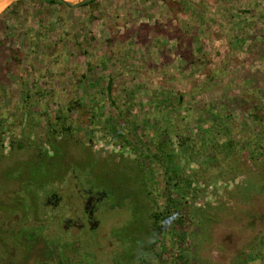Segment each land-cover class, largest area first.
Instances as JSON below:
<instances>
[{"label": "rangeland", "instance_id": "rangeland-1", "mask_svg": "<svg viewBox=\"0 0 264 264\" xmlns=\"http://www.w3.org/2000/svg\"><path fill=\"white\" fill-rule=\"evenodd\" d=\"M65 1L0 4V264H264V0Z\"/></svg>", "mask_w": 264, "mask_h": 264}, {"label": "trees", "instance_id": "trees-1", "mask_svg": "<svg viewBox=\"0 0 264 264\" xmlns=\"http://www.w3.org/2000/svg\"><path fill=\"white\" fill-rule=\"evenodd\" d=\"M92 1H94V0H89L86 3H84V4H87V3L92 2ZM45 2L48 3V4H54V3L61 4V5L62 4H64V5L68 4L67 2H65L63 0H47ZM107 88L109 90V86ZM252 108H253V110L250 113L251 114L252 113L254 114L255 113L256 106L253 105ZM209 111H210V115L213 116L215 119L218 117V119L220 120V118L223 117V119H225V120H228V121L230 120V115L228 113H226V112L225 113H220L217 110L214 111L213 109H210ZM253 118H254V116H253ZM170 123H172V121ZM172 125H174V126H172ZM172 125L171 126H172L173 129L174 128L175 129H178V127L175 126V123L172 124ZM168 129H166V128L162 129L161 132H160V134H164L165 132H168ZM214 130H215V128H213V127H211L210 129H208L207 130V133H204V135L202 136L201 141H200V145H199L201 152H204V153H205L206 147H207V145L209 143L211 144L212 147L217 148L218 151L221 152L220 157L216 159V163L219 164V166H218L219 169L217 170V173L218 174H215V175L213 174V177H215V176H222L223 173H227L228 170H227V167L225 166V164L227 163V161L229 159H231L232 157H236L239 154V152H238V150L236 148V145H235L236 143H235L234 140H232L230 138H226L224 140L223 139H219V137H216V135H215L216 132L214 133ZM258 144H259V142H258ZM260 146H262V145H260ZM260 146L256 145V151H253V152L249 153L248 156H251L253 159H260L261 158V152H262V150L259 149ZM160 153L162 154L161 156L160 155L157 156L156 153H155L154 154V157L160 159L159 163H161L164 166V168H165V175H166V183H167V185H166V188H165L164 193H165L166 197L169 199V201L174 204V206L177 203L179 205H181V200L184 199L185 192L179 186H178V188H176L177 197L174 198V199H170L169 197H171V195L173 194L171 192L172 191V188H175V186H177V185H175L176 182H174V181H177V178H184L185 179L184 181L186 182V185H189V182H188L189 179H187L188 177L186 176V173L185 174L183 173V171H182L183 169L180 170L179 167H178V170L176 169V171H174L175 170L174 169L173 171H171V161L169 159L167 160V156H170V155H169L168 152H166L165 148H163L160 151ZM262 155H263V153H262ZM163 157H164V159H163ZM165 157H166V159H165ZM262 158H264V157H262ZM218 159H220V160L218 161ZM166 161L167 162L169 161L170 163H167ZM137 162H140V160H138V161L136 160L134 162V164H137ZM262 163H264V162H262ZM132 167H134V165H132ZM130 168H131V165H130ZM141 169L143 170V167ZM145 175L147 177H149V176L152 175V172H147V173H145ZM193 176H195V173L194 172H193ZM174 200L177 201V203H174L173 202ZM169 209L170 208L166 206V208H164L163 211H158V213H156V214L155 213H152L150 216L152 218L154 217V219L156 220V222L160 221L161 219L162 220H166V218L168 216H165V215L168 214ZM190 218H192V215L191 214L189 216V219ZM164 229H165V226L162 225V227H161V229H160V231L158 233H162V231H164ZM157 240H158V238H157ZM241 262L242 261H240V262H238L236 264H245L244 261L242 263ZM60 264H62V263H60Z\"/></svg>", "mask_w": 264, "mask_h": 264}, {"label": "flooded vegetation", "instance_id": "flooded-vegetation-1", "mask_svg": "<svg viewBox=\"0 0 264 264\" xmlns=\"http://www.w3.org/2000/svg\"><path fill=\"white\" fill-rule=\"evenodd\" d=\"M56 194V193H55ZM54 194V195H55ZM57 195V194H56ZM60 199V198H59ZM93 199H96V198H93V197H89V200H88V202H87V204H88V206H90V203L92 202L93 203ZM50 200H52V199H50ZM51 203H56L57 202V200L55 199V198H53V200L52 201H50ZM94 210H95V207H94V205L90 208V209H87V214H90L91 215V217H92V219H94L95 218V214H94ZM94 214V215H93Z\"/></svg>", "mask_w": 264, "mask_h": 264}, {"label": "water", "instance_id": "water-1", "mask_svg": "<svg viewBox=\"0 0 264 264\" xmlns=\"http://www.w3.org/2000/svg\"><path fill=\"white\" fill-rule=\"evenodd\" d=\"M41 1H47V0H41ZM63 1H65V0H63ZM87 1H89V0H80L78 3L72 5V7H75V6L79 5V4H84V3H86ZM65 2H66V1H65Z\"/></svg>", "mask_w": 264, "mask_h": 264}, {"label": "bare ground", "instance_id": "bare-ground-1", "mask_svg": "<svg viewBox=\"0 0 264 264\" xmlns=\"http://www.w3.org/2000/svg\"><path fill=\"white\" fill-rule=\"evenodd\" d=\"M1 1V0H0ZM3 2V0L0 2V4Z\"/></svg>", "mask_w": 264, "mask_h": 264}]
</instances>
